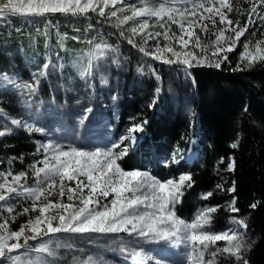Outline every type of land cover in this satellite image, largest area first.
Listing matches in <instances>:
<instances>
[{"label": "trees", "instance_id": "trees-1", "mask_svg": "<svg viewBox=\"0 0 264 264\" xmlns=\"http://www.w3.org/2000/svg\"><path fill=\"white\" fill-rule=\"evenodd\" d=\"M146 1L149 2L129 0L112 20L97 11L32 16L28 21L21 15L6 16L0 22V74L23 85L33 82L53 89L55 95L46 98L47 101L60 108L58 101L64 98L72 113L75 106L80 107L86 101L102 103L101 79L111 82L112 87L104 90L118 118L110 123L115 126L114 135L121 138L134 124L143 125V131L136 135V148L120 160V166L132 170L152 163L153 173L162 179L190 174L193 184L185 188L176 214L191 220L201 209L217 208L208 226L213 233L223 232L233 218L246 221L244 241L250 247L243 256L248 264H264V60L258 59L249 66L241 59L244 45L252 46L261 37L254 28L247 29L219 68L196 66L194 62L191 68L182 63H166V59L176 58L171 52H157V48L173 47L181 51L182 34L176 25L154 20L147 14L120 23ZM201 21L203 24L205 19ZM133 28L137 29L136 34ZM55 29L62 34L58 53L52 52ZM157 32L161 33L159 37L147 38L148 33ZM195 36L199 37V48L206 49L199 55L215 63L210 49L216 46L218 31L213 27L207 35L199 28ZM192 41L195 43V38ZM97 44L109 47L101 51L95 47ZM141 48L162 58L146 55ZM57 54L61 57L60 64H64L60 71L51 69L56 65L53 59ZM45 63L51 65L46 70ZM89 83H94L93 89ZM43 93V90L36 92L37 96ZM75 98L80 102H72ZM23 99H26L23 93L0 90V131L12 129L10 134L0 137V171L27 173L29 177L34 173L32 165L41 166L37 163L42 159L37 151L39 136L15 125L5 128L1 116L7 113L15 117L23 112ZM24 109H28L26 105ZM95 117L94 113L91 120ZM194 139L197 158L194 160V152L188 156L193 163L163 165L173 155L178 157L174 154L177 147L188 153ZM234 143L235 148L231 147ZM233 187L235 190L229 191ZM207 193L212 195L204 199ZM233 199L238 212L229 210ZM253 204L255 208L251 207ZM22 219V225L29 221ZM16 227L21 226L17 223ZM79 235L49 234L31 240L29 245L35 250L48 240L53 248L59 247L63 252V240L66 249L76 244L78 251L82 246ZM216 264L240 262L227 255L216 259Z\"/></svg>", "mask_w": 264, "mask_h": 264}, {"label": "snow or ice", "instance_id": "snow-or-ice-1", "mask_svg": "<svg viewBox=\"0 0 264 264\" xmlns=\"http://www.w3.org/2000/svg\"><path fill=\"white\" fill-rule=\"evenodd\" d=\"M118 0H103V6L94 4V0H5L0 3V18H5L7 15H26V16H44L46 14L54 13H71L76 15L78 13L87 14L89 10L96 11L99 7V14L104 16V7L109 3L115 5ZM219 7H216L215 2L210 6L204 2H194L191 9H176L170 8L162 4L159 8L150 9L147 6L142 10L132 11L131 16H125L120 23L131 19L134 16L150 15L163 19L167 16L172 22H176L174 18L175 13L181 16L186 13L195 15L197 8L205 9L208 13L219 14L220 22L226 21V16L221 12V9L232 11L229 0H218ZM257 3L264 5V0H257ZM257 3H253L249 12V20L251 22V15L257 11ZM215 8V12L213 9ZM108 15L115 17L117 15L115 10L110 11ZM264 19V16L261 17ZM140 25L143 28L146 25ZM215 23V21H213ZM228 25L233 22L228 20ZM238 24V22H237ZM164 27L163 24L160 25ZM181 29L185 25L181 23ZM191 27V25H189ZM206 30V25L204 26ZM247 30V25L235 31V38L231 37L232 44L239 40L240 36ZM133 34L137 33V29H132ZM161 33L157 32L147 34L148 39L159 37ZM165 38H168L167 33H164ZM189 41L195 38V46L201 47L198 36L191 31L187 32ZM224 37V31L221 30L217 36L216 43ZM189 41H185L183 35L179 37V42L182 48H186ZM147 42V41H145ZM129 43H133L129 40ZM258 42L255 46V54L248 52V45L245 44V53L242 54L241 59L246 60L248 65L251 66L257 59L264 60V49ZM98 50L103 51L107 49L108 45L97 44L95 46ZM146 55H152L154 58L161 59L162 55H155L154 53L147 52L144 48L140 49ZM232 45L226 49L217 46L212 56L216 57L215 63L208 62V57L197 55L195 52H177L175 48L168 47L166 49L157 48V52L163 53L164 51L171 52L172 56L176 59H166V63H182L191 68L194 66L207 65L209 67L219 68L221 63L227 59L226 52L232 51ZM206 51L201 48V52ZM220 53H225L223 56ZM49 64L45 63L43 68H49ZM44 73L41 72V75ZM7 79V77H5ZM30 91H34L31 85H27ZM88 109L87 112H90ZM87 118V114L84 117ZM144 123H147L146 121ZM12 125L21 126L20 120L13 119ZM30 132H43V128H34L30 125H24ZM11 128L0 131V137L10 134ZM137 131H143L142 124H134L129 133L134 134ZM122 139H129L128 136ZM120 144H115L112 149L119 148ZM231 147H237V144H232ZM112 149L107 151L97 150L95 152H84L76 149L64 151L58 146L48 143L41 144L37 151L45 153L44 159L38 161V164H43V167L32 165L34 175L37 177L35 187H25L20 184L22 179L27 177V173H20L13 176L8 173L7 176L12 177V182L19 185L18 187L7 186L8 179L4 174H0V202L10 200L12 194L17 196L23 195L26 199L33 200L31 211H37L35 201H39L43 196L45 200L53 194V190L57 187L56 178H59V196L61 200L67 195V200L71 203L63 204L60 202L52 203L48 201L39 206V215L35 219H30L27 224L22 225L18 231H10L7 227L8 221L4 220L0 223V264L4 260L10 261L11 264H22L21 257L18 255H11V253L26 248L29 246V240H36L38 237L46 236L56 233H121L126 232L129 236L138 237L152 242H163L172 247H179L183 244L186 248H190L189 259L191 264H214V259L217 254L227 253L229 256L235 258L240 264H248L244 258L243 253L250 247L244 241V233L238 229H247V223L244 220L233 218V223L237 228L228 229L222 234H214L204 231L205 225H208L211 220V214L217 211V208L210 207L201 209L196 217L191 222L179 218L175 214V206L181 202L183 196V189L191 187L193 184L190 174H182L179 176L178 181L168 180L160 182L155 177L139 170L125 172L117 164V160L127 153V146L119 153L114 152ZM51 152V156L48 153ZM73 158L71 160L67 158ZM103 157V161L99 162L96 158ZM83 158V160L81 159ZM233 165H229V170H232ZM41 175L43 179H40ZM65 179L69 182H75V187H66ZM47 183V187L44 185ZM7 186V187H6ZM219 187V186H218ZM20 189H23L21 192ZM87 189V192H85ZM234 187L229 191H234ZM47 193V195H45ZM114 193L115 198L111 200L110 204H102V199H107L110 194ZM130 193V195H126ZM212 193L204 195V199L211 196ZM78 202V203H77ZM255 208L256 205H251ZM57 210L56 214H47L51 210ZM8 213H12L14 209L8 206L5 209ZM229 210L238 212L235 207V199L229 204ZM24 213L30 210L25 208ZM53 221H58L53 225ZM30 233L27 234L26 233ZM23 239V243H21ZM15 241L9 243V241ZM226 240L227 244L224 248H216L213 251H208L210 245H214L217 241ZM39 253H53L48 248L46 243H42L35 249ZM122 253H127V256L132 260L133 264H147V261L154 259L147 255L142 249L121 247ZM212 258L207 261L204 260L205 253ZM40 264H46L42 257L37 258ZM23 264H32L31 260L23 261ZM84 264H95L91 258L85 261ZM155 264H162L161 260H156Z\"/></svg>", "mask_w": 264, "mask_h": 264}, {"label": "rangeland", "instance_id": "rangeland-1", "mask_svg": "<svg viewBox=\"0 0 264 264\" xmlns=\"http://www.w3.org/2000/svg\"><path fill=\"white\" fill-rule=\"evenodd\" d=\"M145 2L144 5H141L140 7H136L137 10H142L146 6L150 9L159 8L162 4L166 5L170 8H176V9H184L188 8L191 9L194 2L200 3L204 2L208 4L209 6L215 2L216 7H219L218 0H148ZM5 2V0H0V3ZM129 0H118V2L113 5L111 3L108 4V6L104 7V12L106 15H104L109 20H112V16L108 15L110 11L115 10L116 13L120 12V10L126 8L127 3ZM229 3L232 7V11H227V9H221V12L226 16V21L224 23L220 22V15L219 14H212L205 11V9L197 8L195 10V15H192L191 13H186L185 15L181 16L179 13L174 14V18L176 22H172V20L168 19L167 16H164L163 19H160L158 17H153L148 15L149 17L153 18L154 20L158 21H164L169 22L171 24L176 25L180 31L181 34L184 37L185 41H189V37L187 35L188 31L193 32L196 34L197 29H201L203 31V34H209L212 32V28L214 27L216 31L219 32L221 30L224 31V37L219 41V43H216L215 48L210 49V54H212L213 51H215L217 46L224 47L225 49L232 45V39L235 38V31H239L240 28H243L245 25H247V29L254 28V32L259 33V36L261 37L258 42H264V19H261L262 16H264V5H260L257 3V0H229ZM253 3H257V11L256 13L251 15V22L249 20V12L252 7ZM94 4H98L103 6V0H94ZM91 11V10H89ZM88 11V12H89ZM99 12V7L96 10ZM213 12H215V8L213 9ZM9 16V15H7ZM23 16L24 20H31L32 16ZM141 17V16H140ZM202 19H205V22L202 24ZM5 18H0V22H4ZM230 20L233 22L232 25H228L227 21ZM215 21V23H213ZM243 21L244 24H243ZM238 22V24H237ZM183 23L185 25V28L182 30L180 25ZM191 25V27H189ZM206 25V30L205 26ZM255 26V27H254ZM59 30V28L57 27ZM55 29L54 31V39L55 43L52 45V52L58 53L57 48L58 44L61 41V36L58 30ZM247 31V30H246ZM232 39H228V38ZM256 42L254 45L250 46L248 45V52L255 54V46L258 43ZM181 47V44H179ZM262 49H264V43H261ZM182 48V47H181ZM195 52L197 55L201 54V48L196 47L194 41H189L186 48L181 49V53L183 52ZM245 53V48L244 52ZM223 54V53H220ZM225 54V53H224ZM227 54V52H226ZM242 56V55H241ZM258 60V59H257ZM53 63L56 65L51 66V69H56L60 71L64 64L61 63V57L59 54L56 55V58L53 59ZM6 76L0 74V90L8 89L10 92L13 93H23L26 95V99L22 100L21 108H23V112H18L16 116L9 115L7 113H3L1 116L5 121V128L7 126L11 127V121L13 119L20 120L22 122L21 127L28 131L24 125H30L34 128H43V132H32L37 134L38 137V148L41 144H48L52 143L59 148H61L64 151H69L72 149H76L79 151L84 152H95L97 150L100 151H107L109 149H112V146L115 144H120L119 148L112 149L114 152L119 153L123 150L124 146H127V153L130 150H133L136 148L138 142H136V135L139 131L135 132L134 134H130L129 132L122 134L121 138H117L116 135V129L115 126H112L110 124L112 121L118 120L116 117V111L115 108L110 104V99L106 95L105 88H111V82H107L106 79H101V82L103 84V93H102V103H99L97 101L91 103L90 101H86L84 105L82 106H75V110L72 111L67 109V106L65 105L66 100L64 98H61L58 101V104L60 105V108H56L53 104L49 103L46 98H51L55 95V92L53 89H45L42 88L41 85H35L33 82H29L26 85H23L22 83H19V81H15L12 78L5 79ZM94 83H89L88 86L90 88H94ZM27 85H31L34 89V91H30L29 87ZM46 85L48 83L46 82ZM43 87H45L43 85ZM43 90V95L37 96L36 92H39ZM58 92H61V89L58 90ZM58 95V94H57ZM59 96V95H58ZM73 101H79V98H75ZM24 105L27 106V110L24 109ZM88 109H91L90 112H87ZM95 113L96 117L95 119L91 120L93 114ZM87 114V118L85 119V115ZM16 126V125H15ZM132 127V126H131ZM30 132V131H29ZM128 136L129 139H122L123 137ZM196 140L194 139L191 142V146L196 145ZM42 161L44 159L45 153L41 150ZM126 153V154H127ZM125 154V155H126ZM174 154L176 155H185L183 151L180 148H176L174 150ZM49 156H51V152L48 153ZM121 156L117 160V164L119 167L125 171V172H131L139 170L143 173H147L152 177H155L160 182H166L168 180H174L178 181L179 176L182 174L187 173H180L176 177H168L166 179H162L155 175L153 173L152 163H148L143 165V167L135 168L132 170H124L119 162L120 160L125 156ZM194 155V154H193ZM194 157V156H192ZM150 158V157H148ZM147 158V159H148ZM69 160L73 158H67ZM83 160V158H81ZM99 162L103 161V157L96 158ZM152 159V158H151ZM158 160V159H156ZM159 161V160H158ZM168 162V161H166ZM179 162V158H174V160H169V164H177ZM167 165V166H168ZM43 167V164L41 166ZM34 172V171H33ZM0 174H4L7 176L8 173H4L0 171ZM12 174V173H11ZM13 176L17 174H12ZM8 179V185L12 187H18L19 185L12 182V177L7 176ZM40 179H43V176L41 175ZM2 182V181H0ZM37 182V177L34 175L29 176L25 179H22L20 181V184H23L25 187H35ZM57 187L53 190V194L47 197V200L44 199L42 196L39 201H35L37 207V211H31L33 200L26 199L25 196L20 195L17 196L15 193L12 194V198L10 200H6L4 202H0V223H3L4 220L8 221V229L10 231H18L20 228L16 227L15 224L19 223L20 226H22V218H28L35 219L37 215H39V206L42 204L47 203L48 201H51L52 203H63L68 204L71 203L67 200V195L63 197L61 200V197L59 196V178H56ZM65 185L66 187H75V182H69L65 179ZM6 186V187H7ZM44 187H47V183L44 185ZM186 188V187H185ZM185 188L183 189V193L185 191ZM0 191H6L0 190ZM22 192L23 189H20ZM85 192H87V189H85ZM47 195V193L45 194ZM126 195H130V193H126ZM115 198V194L112 193L109 195V197L105 200L102 199V204H110L111 200ZM78 203V202H77ZM181 203V202H180ZM179 205V203L175 206V214H176V207ZM11 206L14 211L12 213H8L5 209ZM28 208L30 211L28 213H24V209ZM55 209L51 210L50 213L47 214H56ZM176 216H178L176 214ZM179 217V216H178ZM183 219L182 217H179ZM185 220V219H183ZM191 220H185L186 222H191ZM58 221H53V225L57 224ZM25 225V224H23ZM208 225H205L204 231L211 232L208 230ZM19 228V229H18ZM237 228V225H235L232 222L226 227V229L223 231L225 232L228 229H234ZM240 232H243L245 234V229H238ZM220 233H214V234H222ZM27 233V230H26ZM30 234V233H27ZM73 234H80V233H73ZM39 238V237H38ZM80 244L82 246L77 251V245H69L67 248L70 247V249H66L63 245L62 240V246L63 251L58 248H53L51 241H43L39 244V246L42 243H46L48 248L53 253L52 255H49L48 253H39L36 252L32 246H28L26 248L19 249L11 255H18L21 257V262L23 264V261L25 260H31L32 264H40V261L37 259L38 257H42L43 260L46 262V264H84L85 261H88L89 258L92 259V261L95 262V264H133L132 260L127 256V253H122L120 251L121 247L126 248H135L137 250H143L147 255L154 257V259L147 261V264H155L156 260H161L162 264H191V260L189 259V254L191 252L190 248H186L183 244H181L179 247H172L171 245H166L163 242H152L148 240H144L138 237L129 236L126 232L121 233H111V234H101V233H84L79 235ZM31 240H29L30 242ZM78 241V240H77ZM82 241V243H81ZM15 241H9V243H14ZM23 243V239L20 241ZM227 244L226 240L217 241L214 245H210L209 252L215 250L216 248H224ZM38 246V247H39ZM227 253L223 254H217V256L214 259V264H216V259L220 258L221 256H227ZM209 259H212L208 252L205 253L204 260L207 261ZM7 264H11L10 261H8Z\"/></svg>", "mask_w": 264, "mask_h": 264}]
</instances>
